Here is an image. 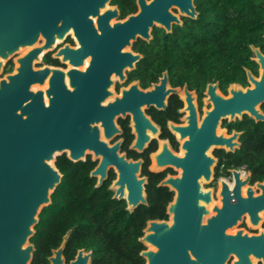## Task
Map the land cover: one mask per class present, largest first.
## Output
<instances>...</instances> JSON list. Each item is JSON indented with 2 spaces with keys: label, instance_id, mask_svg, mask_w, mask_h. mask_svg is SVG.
I'll return each mask as SVG.
<instances>
[{
  "label": "water",
  "instance_id": "1",
  "mask_svg": "<svg viewBox=\"0 0 264 264\" xmlns=\"http://www.w3.org/2000/svg\"><path fill=\"white\" fill-rule=\"evenodd\" d=\"M158 1L162 3V0ZM109 2L57 0L58 37L62 38L72 28L80 46L72 51L65 47L61 52L66 58L70 53L81 55L88 47L87 74L82 75L76 69H53L56 87L51 94L47 93L48 100L44 94L40 97L24 83V67L19 61L14 73L0 77V264L33 263L35 246L31 240L36 234L42 211L51 205L52 196L63 179L56 163L64 155L72 163L85 161L90 153L94 159L101 158L91 173V177H99L97 186L106 179L108 169L115 168L118 178L109 189L114 192V198L127 201L130 213L147 204L146 179L138 177L141 162L126 160L124 154H119L117 144L110 146L108 143L117 132L115 118L122 109L116 103L103 101L112 95V76H121L125 65L132 67L133 59L130 62L127 57L133 55L125 50L131 45L128 38L134 41L141 36L150 40L153 26L165 27L169 32L170 22L179 20L165 6L156 4L152 12L142 8L138 15L116 23L115 28L122 30V37H119L115 28L109 26L113 18L118 17L114 8H108ZM22 6L34 15V10L39 9V0H22ZM49 6V0H41L43 20H50ZM3 10L0 8V20L2 16L5 18ZM87 27L88 43L83 35ZM126 32H130L127 33L128 38ZM4 42L2 33L0 46ZM250 49L254 54L253 60L260 66V75L255 78L247 70L252 87L245 89L244 97L241 91L236 93L232 105L218 109V114H245L255 122H264L261 110L264 104V54L254 46ZM0 54L6 58L2 51ZM134 57L135 61L139 59V56ZM79 64L75 60V67ZM2 66L0 62V72ZM143 118L149 123L147 118ZM146 141L147 137H140L139 144ZM205 157L209 163L203 172L199 153L191 152L186 164L177 155L170 154L171 164L181 168L183 173L168 177L160 185L175 192V196L167 208L169 221H148L138 239L145 248L140 253L145 264L207 263L212 256L225 254L231 247H255L264 240V234L249 236L243 230L235 234L229 231L244 215L249 216L250 222L261 219L264 184H256L262 194H255L249 187L242 197L239 186L246 184L249 177L242 182L239 173L233 172L237 196L231 199L227 192L223 193L221 207L216 206L210 191H204L199 182L202 176L208 181L211 175L209 166L213 160ZM72 231L73 228L67 231L60 247L48 257L49 264H66L63 251ZM91 262L92 252L80 249L70 264Z\"/></svg>",
  "mask_w": 264,
  "mask_h": 264
},
{
  "label": "flooded vegetation",
  "instance_id": "2",
  "mask_svg": "<svg viewBox=\"0 0 264 264\" xmlns=\"http://www.w3.org/2000/svg\"><path fill=\"white\" fill-rule=\"evenodd\" d=\"M49 1V21L43 20L45 16L42 17L40 13L41 0H39V9L34 10V15L25 11L22 0H3V3H0V8H4L5 14V18L2 16L0 20V40L2 33L5 40L3 46H0V52L2 51L3 56L6 57L3 58L0 54V62L3 64L0 77L14 73L19 61L24 67L22 70L24 83H27L30 90L40 97L44 94L46 100H48L47 93L51 94L56 87V79L52 76L53 69L70 71L76 69L82 75L87 74L89 69L88 47L81 55L70 53L65 58L62 54L61 50L65 47L72 51L80 46L72 28L62 38L58 37L57 0ZM177 3L176 0H162V3L158 0H110L108 3V8H114L118 12V17L113 18L109 23L113 29L117 26L116 23L141 13L142 8L152 12L156 4L165 6L179 20V22H170L169 32L165 27L153 26L150 40L137 36L136 40L132 41L127 34L130 32H126L131 45L125 50L133 55L127 57L130 62L133 59L132 67L130 64L125 65L121 76L118 74L112 76L113 85L110 89L112 95L103 101V103H116L122 109L115 118L117 132L108 143L110 146L117 144L119 154H124L126 160L141 162L138 177L146 179L144 188L147 204L138 206L130 213L127 210V201L114 198V192L109 189L118 178L116 169L110 167L106 179L97 186L99 177H91V173L98 167L101 158L94 159V155L90 153L87 154L85 161H82L88 169L93 189L100 191L106 189L110 194V197L106 199L107 203L111 202L119 211L133 214L140 207L148 206L149 190L151 193L156 190L160 192L159 194L168 195L170 200L165 207L163 218L148 219L146 224L148 221H169L170 219L167 208L173 201L175 192L160 185L168 177L181 176L183 173L181 168L177 169L171 164L170 154L177 155L182 159V163L186 164L191 152L199 153L203 172L206 171L209 163L205 156L213 160L209 166L211 172L209 180L206 181L202 176L199 182L204 191H210L212 202L219 207L222 205L223 195L226 192L231 199L237 196L233 172L239 173V180L242 182L249 177L246 184L239 186L242 197H245L249 187L253 188L255 194H262V190L258 189L256 184H264V168L261 169L259 178L254 179L252 171L245 163H236L239 155L245 151V121L264 122H255L245 114L242 116L218 114V109L232 105L236 93L241 91L244 94L242 97L245 96V89L252 87L247 70L253 77L258 78L260 66L253 60L254 54L251 51L249 57L251 67L242 66L243 74L239 80H232L218 69L204 72L158 69L160 65L158 62L163 56L154 53L156 35H162L168 45L182 44L189 47L196 44L199 37L197 29L201 25L203 11L207 4L212 3V0H178ZM115 30L117 35L122 37V30L117 28ZM83 35L84 41L88 43V27L83 31ZM255 48L264 54V45ZM134 56H139V59L135 61ZM79 57H81L80 60ZM75 60L80 62L76 67ZM163 79L165 81H162ZM261 110L264 113V104L261 105ZM211 112L214 113L210 117ZM143 117L147 118L149 123ZM207 125L212 127L208 128ZM203 132L206 133L203 134ZM139 136L147 137V141L139 144ZM238 230H243L249 236L264 234V212L257 222H250L249 216L244 215L238 225L229 231L235 234ZM229 231L227 230V234ZM64 235L61 237L60 244L50 249V254L46 256L47 262L52 252L60 247ZM65 251L66 245L63 255L66 264H70L77 251L71 259L67 258ZM199 264H264V240L261 245L255 247H231L225 254H215L209 262Z\"/></svg>",
  "mask_w": 264,
  "mask_h": 264
},
{
  "label": "trees",
  "instance_id": "3",
  "mask_svg": "<svg viewBox=\"0 0 264 264\" xmlns=\"http://www.w3.org/2000/svg\"><path fill=\"white\" fill-rule=\"evenodd\" d=\"M197 33L198 42L189 47L168 45L162 35H156L154 53L163 56L157 68L202 72L218 69L232 80H239L242 66L251 67L249 46L264 45V0H212L203 11ZM245 129V151L236 163H245L258 179L264 168V123L247 120ZM56 165L63 179L51 205L40 215L31 240L35 246L32 264H48L50 249L57 247L73 227L66 243L67 258L83 248L93 252V264H144L140 256L144 246L138 239L148 219L163 218L170 197L149 190L148 206L128 214L107 203L110 194L106 189H93L85 163H70L63 156Z\"/></svg>",
  "mask_w": 264,
  "mask_h": 264
}]
</instances>
